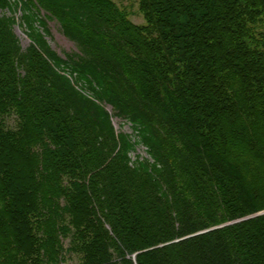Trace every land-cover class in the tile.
I'll use <instances>...</instances> for the list:
<instances>
[{
	"label": "trees",
	"instance_id": "1",
	"mask_svg": "<svg viewBox=\"0 0 264 264\" xmlns=\"http://www.w3.org/2000/svg\"><path fill=\"white\" fill-rule=\"evenodd\" d=\"M141 9L0 0V264H264V0Z\"/></svg>",
	"mask_w": 264,
	"mask_h": 264
},
{
	"label": "rangeland",
	"instance_id": "2",
	"mask_svg": "<svg viewBox=\"0 0 264 264\" xmlns=\"http://www.w3.org/2000/svg\"><path fill=\"white\" fill-rule=\"evenodd\" d=\"M110 2H112L115 7L120 10L123 15L127 18L128 21L132 22L134 25L136 26H140V27H144L147 25V21L145 18V14L143 13L142 9H141V2L142 0H109ZM260 21L258 22V24L255 26L256 31L255 32H259L261 33V35H264V17H260L259 18ZM17 28H19L18 26H16L15 28V32L17 33ZM21 30V29H20ZM22 31V30H21ZM52 32L55 36V40L54 42H52V44L54 45L55 48H57V50L60 53H64V52H72L73 50L76 49L75 44L70 41L69 39H67L60 31H59V27L53 23L52 24ZM23 33V31H22ZM24 34V33H23ZM19 36L20 40H21V44L23 45V47L27 48L28 46H30V40L29 38L26 39L24 37V35ZM28 42V43H27ZM0 120L3 121V126H4V132H7L9 129H16L17 128V117L15 114H6L3 113L0 115ZM115 126L117 129V132H123L124 130L129 131L128 126H122L121 124H118V122H115ZM24 143L27 146L33 145V141L31 139V135L30 134H26L24 137ZM143 155H146L145 152L140 151ZM263 157V156H262ZM264 161V157L262 158ZM3 162H0V172L3 171V166H2ZM32 166H36V162H32L31 164H29L28 162H26L25 159H23L20 163V168L24 169V168H31ZM262 198H261V204L264 206V193L262 194ZM2 201V189H1V182H0V202ZM260 212H264V207L263 210L259 211ZM253 216V215H251ZM6 230L7 232H2V230ZM10 240V233L8 232V226L5 223V225L2 223L0 224V257H3V251L4 254L6 249H4L5 247L8 246V242ZM66 246H68V243H65ZM8 248H12L11 246ZM6 255V254H5ZM7 256V255H6ZM134 259L136 260V258L134 257ZM67 264H78V259L77 258H68L67 260Z\"/></svg>",
	"mask_w": 264,
	"mask_h": 264
},
{
	"label": "water",
	"instance_id": "3",
	"mask_svg": "<svg viewBox=\"0 0 264 264\" xmlns=\"http://www.w3.org/2000/svg\"><path fill=\"white\" fill-rule=\"evenodd\" d=\"M17 34H18V36H21V35L23 34L22 31L20 30V28H17ZM23 35H24V34H23ZM24 37H25L26 39H28L26 35H24ZM27 43H28V42H27ZM262 215H264V212H260V213L254 214L253 216H248V217H246V218H243V219H240V220H237V221H234V222H231V223H228V224H225V225L219 226V227H215V228H213V229H211V230H215V229L223 228V227H225V226H227V225L236 224V223H239V222H242V221H245V220H249V219H253V218H256V217L262 216ZM211 230H208V231H205V232H201L200 234H203V233L209 232V231H211ZM197 235H199V234H197ZM135 258H136V256H135Z\"/></svg>",
	"mask_w": 264,
	"mask_h": 264
}]
</instances>
